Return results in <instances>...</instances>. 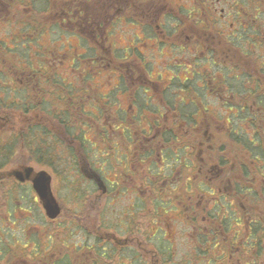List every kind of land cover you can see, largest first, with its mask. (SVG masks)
Returning <instances> with one entry per match:
<instances>
[{
	"label": "flooded vegetation",
	"instance_id": "1",
	"mask_svg": "<svg viewBox=\"0 0 264 264\" xmlns=\"http://www.w3.org/2000/svg\"><path fill=\"white\" fill-rule=\"evenodd\" d=\"M0 264H264V0H0Z\"/></svg>",
	"mask_w": 264,
	"mask_h": 264
},
{
	"label": "water",
	"instance_id": "2",
	"mask_svg": "<svg viewBox=\"0 0 264 264\" xmlns=\"http://www.w3.org/2000/svg\"><path fill=\"white\" fill-rule=\"evenodd\" d=\"M37 189L44 203L47 214L51 218H55L59 214L60 208L55 199L53 198L52 194L50 193V190L46 187H37Z\"/></svg>",
	"mask_w": 264,
	"mask_h": 264
},
{
	"label": "rangeland",
	"instance_id": "3",
	"mask_svg": "<svg viewBox=\"0 0 264 264\" xmlns=\"http://www.w3.org/2000/svg\"><path fill=\"white\" fill-rule=\"evenodd\" d=\"M243 126H244V124H243ZM245 127H246L245 129H247V126L246 125H245ZM250 133L252 134V131L251 130H250Z\"/></svg>",
	"mask_w": 264,
	"mask_h": 264
}]
</instances>
